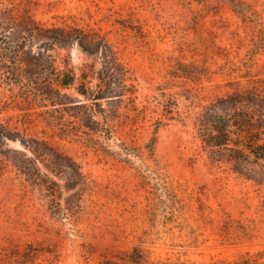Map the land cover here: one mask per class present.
Returning <instances> with one entry per match:
<instances>
[{
  "label": "rangeland",
  "instance_id": "1",
  "mask_svg": "<svg viewBox=\"0 0 264 264\" xmlns=\"http://www.w3.org/2000/svg\"><path fill=\"white\" fill-rule=\"evenodd\" d=\"M14 3L99 31L136 92L102 100L91 121L2 89L3 121L74 158L86 183L53 175L45 193L0 156V264H264V121L250 124L264 105V0ZM57 52L101 67L78 45Z\"/></svg>",
  "mask_w": 264,
  "mask_h": 264
},
{
  "label": "trees",
  "instance_id": "2",
  "mask_svg": "<svg viewBox=\"0 0 264 264\" xmlns=\"http://www.w3.org/2000/svg\"><path fill=\"white\" fill-rule=\"evenodd\" d=\"M74 45L98 56L101 67L96 68L92 63L84 64L77 70L70 65L68 57H62L57 52L58 48ZM129 80L130 70L99 31L71 23L46 24L28 12H20L14 0H0V104L4 87H19L24 94L39 100L44 106L85 108L88 120L98 121L95 106L101 107L102 100H122L124 95L133 97L136 88ZM72 88L76 93L69 91ZM258 106V112L250 115V124L264 121V105ZM157 121L161 124L163 117ZM88 127L94 128L92 125ZM9 140H19L24 149L4 147ZM215 142L218 145L226 143L223 139ZM255 147L261 150L260 154L264 157V143ZM124 148L133 147L125 145ZM0 156L10 159L32 187L45 193L55 195L56 185H60L52 178L53 175L65 179L64 187L67 189L86 183V176L74 158L44 139L28 135L25 129L3 121L1 117ZM141 257L137 251L132 255V261L139 262Z\"/></svg>",
  "mask_w": 264,
  "mask_h": 264
}]
</instances>
